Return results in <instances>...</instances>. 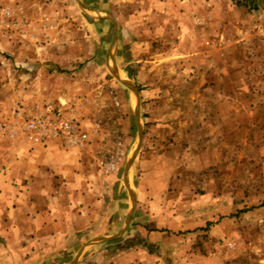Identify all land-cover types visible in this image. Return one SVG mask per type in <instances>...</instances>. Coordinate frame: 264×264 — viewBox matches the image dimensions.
<instances>
[{
	"label": "rangeland",
	"instance_id": "374dc122",
	"mask_svg": "<svg viewBox=\"0 0 264 264\" xmlns=\"http://www.w3.org/2000/svg\"><path fill=\"white\" fill-rule=\"evenodd\" d=\"M115 64L141 93L130 175L152 229L189 236L178 245L204 264H264V0H0V121L47 105L74 117L107 203L114 189L129 198L138 143ZM11 138L0 132V156ZM15 219L0 211V264H66L82 246L51 248L50 229ZM108 245L120 247L87 246L79 264Z\"/></svg>",
	"mask_w": 264,
	"mask_h": 264
},
{
	"label": "crops",
	"instance_id": "0c3cea01",
	"mask_svg": "<svg viewBox=\"0 0 264 264\" xmlns=\"http://www.w3.org/2000/svg\"><path fill=\"white\" fill-rule=\"evenodd\" d=\"M9 141L10 146L6 148L9 152L5 151L0 156V211L9 215L17 213L13 226L25 228L27 221L32 220L34 227L50 229L49 239L45 240L51 248L76 242L81 243L82 248L97 237L117 234L125 225L133 207L130 193L126 185L129 198L124 196L122 189H114L116 200L111 199L107 203L104 181L101 184L99 179L95 187L94 181L89 178L91 176L85 172L86 159L82 151L88 140L83 147L68 151L61 148L63 145L58 142L35 143L22 132ZM5 165L6 168H2ZM130 174L131 169L128 178L133 189ZM134 192L136 205L125 232L115 239L88 245L116 243L120 247L108 245L92 252L87 264L90 260H103L104 264H204L201 256L192 253L184 244L183 247L178 245V242L185 243L190 239L189 236L171 238L166 230L169 225H165L163 231L152 229L151 219L146 213L148 205H141L137 192ZM88 195L92 196V201L87 198ZM29 213H32L31 218ZM140 214L143 215L138 219ZM11 220L13 222V219H8ZM109 226H112L113 232L107 234ZM87 248L76 264L87 254ZM76 255L66 264H70ZM182 256L184 259L180 262Z\"/></svg>",
	"mask_w": 264,
	"mask_h": 264
},
{
	"label": "built area",
	"instance_id": "2783aa9c",
	"mask_svg": "<svg viewBox=\"0 0 264 264\" xmlns=\"http://www.w3.org/2000/svg\"><path fill=\"white\" fill-rule=\"evenodd\" d=\"M0 132L11 137L24 132L35 143L58 142L72 149L83 147L88 140V133L74 117L52 105L39 112L28 113L15 124L0 121Z\"/></svg>",
	"mask_w": 264,
	"mask_h": 264
},
{
	"label": "water",
	"instance_id": "95a60500",
	"mask_svg": "<svg viewBox=\"0 0 264 264\" xmlns=\"http://www.w3.org/2000/svg\"><path fill=\"white\" fill-rule=\"evenodd\" d=\"M109 15L111 16V19L115 25V34H114V41H113V44L115 43V40H116V37H117V23L114 19V17L109 13ZM112 49H113V46L110 48V54L112 53ZM113 74L115 75V77L123 84L125 85L127 88H129L136 96V100H137V103H136V107H135V120H136V123H137V128H138V143H137V147L135 148V150L133 151L132 155L130 156V158L128 159V162L125 166V171H124V182H125V185L130 193V196H131V200H132V209L126 219V222H125V225L121 228V230L115 234V235H112V236H109V237H97L93 240H90L89 243H87V245H84L77 253L76 257L74 258V260L70 263V264H76L78 261H79V258L82 254V252L84 251L85 247L88 246V245H91L97 241H106V240H110V239H115L119 236H121L125 230L127 229V227L130 225V221L132 219V216H133V213H134V208H135V205H136V196H135V192L134 190L131 188V185H130V182H129V172H130V169L134 163V160L136 159L140 149H141V145H142V142H143V137H144V129H143V125H142V117H141V97H140V91L138 89V87L131 81L127 80V79H123L121 77V75L119 74L118 70H117V65L115 64V67L114 69L112 70Z\"/></svg>",
	"mask_w": 264,
	"mask_h": 264
}]
</instances>
